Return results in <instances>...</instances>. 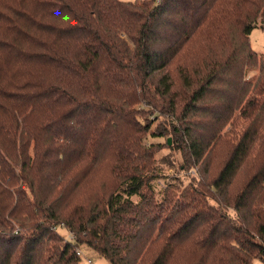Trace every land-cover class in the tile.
<instances>
[{
    "label": "trees",
    "instance_id": "obj_1",
    "mask_svg": "<svg viewBox=\"0 0 264 264\" xmlns=\"http://www.w3.org/2000/svg\"><path fill=\"white\" fill-rule=\"evenodd\" d=\"M263 25L264 0H0V264H79L82 246L110 264H264ZM155 113L184 172L237 129L211 182L198 169L157 198Z\"/></svg>",
    "mask_w": 264,
    "mask_h": 264
},
{
    "label": "rangeland",
    "instance_id": "obj_2",
    "mask_svg": "<svg viewBox=\"0 0 264 264\" xmlns=\"http://www.w3.org/2000/svg\"><path fill=\"white\" fill-rule=\"evenodd\" d=\"M123 1L135 2L137 0H123ZM260 20L261 18L258 19L259 22L258 24H261ZM260 28H256L255 30L252 31V33L250 34L249 42L251 48L255 52L259 54H264V30ZM262 28H264V25ZM160 74L163 75L164 72ZM256 74L257 73L255 71H249L247 77L251 78L254 77ZM162 75L157 74L154 77L155 80H157L156 82H158L160 76ZM175 80H178V78ZM176 83H179V81H176ZM176 89L177 88L174 86L173 92H176ZM153 95L156 98L154 101L158 106V110H163L165 107L169 106L167 105L168 101L164 103L163 99L154 91H153ZM164 104L165 106H163ZM184 104H185L184 101L180 102L179 104L177 101L178 109L176 110V113L182 110ZM148 109L151 111V113L153 112L151 107L150 108L148 107ZM155 115L157 114L155 113L154 115H149L147 117H144V120L146 125L151 126V130H150L151 133L162 132L165 134V137L161 139L163 145L160 146V148H155V150H157V152L155 153V158L157 161L160 160L161 163L160 167L162 169V173L164 176L160 180L153 183V187L155 189L157 198L162 197L164 188L169 184L176 192V193L174 192V195L179 196L182 190L186 189L189 185L191 186L192 184H197L200 181H202L200 175H198V169L200 170L201 174L205 169L208 170V173L206 175L204 174V177L206 176L209 182H211L214 179V177L218 175L220 168L229 159L230 152L235 147L236 142L238 141L237 129H235L232 134L230 132V134L224 136L223 134L230 131L229 130L230 126L228 125L222 130L221 133H219L218 138L221 137V139L218 141L219 144L216 146L214 153L210 155L208 154L206 155L205 160L203 162L206 166H204V164H202L201 166L200 164L196 170L197 173L195 171L184 172L180 170L182 157L176 147L175 138H173V136L170 135L171 129L169 126L170 122L168 120L170 117L161 116L158 120H156L154 117ZM148 136L149 134L145 135L146 142H149L151 140L150 138H148ZM169 142H171V144ZM237 182H241V172L237 179ZM98 184H99V180L97 179L95 185L97 186ZM112 190L113 189L110 186H107L105 188H100L101 192H111ZM107 195H109V193ZM133 200H137V198L133 197ZM229 211L231 212L232 216H236L233 210H229ZM58 231L63 237H65L68 240L70 239L71 234L66 228L59 226ZM79 251L81 253L80 255L81 262L79 264H88V260H91L92 264H110L106 259L100 257L96 252H94L92 249L86 246H82L79 249ZM254 264H261V263L257 260L255 261Z\"/></svg>",
    "mask_w": 264,
    "mask_h": 264
},
{
    "label": "built area",
    "instance_id": "obj_3",
    "mask_svg": "<svg viewBox=\"0 0 264 264\" xmlns=\"http://www.w3.org/2000/svg\"><path fill=\"white\" fill-rule=\"evenodd\" d=\"M158 1H159V0H158ZM69 240L73 241V240H74V237L71 235V237H70ZM80 255H81V253H80V251H79V252H78V256H80ZM88 264H92L91 260H88Z\"/></svg>",
    "mask_w": 264,
    "mask_h": 264
},
{
    "label": "water",
    "instance_id": "obj_4",
    "mask_svg": "<svg viewBox=\"0 0 264 264\" xmlns=\"http://www.w3.org/2000/svg\"><path fill=\"white\" fill-rule=\"evenodd\" d=\"M171 144V142H169Z\"/></svg>",
    "mask_w": 264,
    "mask_h": 264
}]
</instances>
